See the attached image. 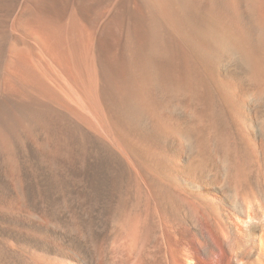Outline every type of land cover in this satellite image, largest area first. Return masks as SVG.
<instances>
[{
	"label": "bare ground",
	"instance_id": "1",
	"mask_svg": "<svg viewBox=\"0 0 264 264\" xmlns=\"http://www.w3.org/2000/svg\"><path fill=\"white\" fill-rule=\"evenodd\" d=\"M0 264H264V0H0Z\"/></svg>",
	"mask_w": 264,
	"mask_h": 264
}]
</instances>
